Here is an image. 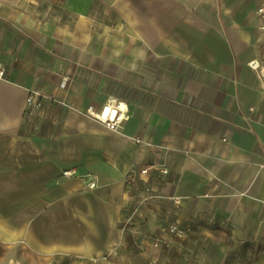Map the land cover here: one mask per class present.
Returning a JSON list of instances; mask_svg holds the SVG:
<instances>
[{
	"label": "crops",
	"instance_id": "crops-1",
	"mask_svg": "<svg viewBox=\"0 0 264 264\" xmlns=\"http://www.w3.org/2000/svg\"><path fill=\"white\" fill-rule=\"evenodd\" d=\"M263 2L0 0V264H264ZM109 98L119 134L84 116Z\"/></svg>",
	"mask_w": 264,
	"mask_h": 264
},
{
	"label": "built area",
	"instance_id": "built-area-1",
	"mask_svg": "<svg viewBox=\"0 0 264 264\" xmlns=\"http://www.w3.org/2000/svg\"><path fill=\"white\" fill-rule=\"evenodd\" d=\"M256 15L262 20V25L259 27L261 31H264V2L257 8ZM249 67L255 71L258 77L263 81L264 87V61H252L249 63ZM3 72H0V78H2ZM62 85H64L69 78L67 76L62 77ZM46 102H54L53 98L44 96L38 92L31 91L27 94L24 99V114L26 120L32 126V130L37 129L38 122L45 119H51V114L45 108ZM58 105L64 106L63 103L57 102ZM133 115L132 111L128 106L117 99L109 98L98 110L91 111L87 110L84 112V116L89 118L95 123L104 126L107 130L112 133L119 134L121 131V126L124 121H127ZM136 145L141 143V140L134 139ZM147 169L141 170L140 174H147ZM159 176L166 175L168 171L165 168H160L157 170ZM63 175H70V173H64ZM94 184L89 185V189H92ZM148 192L149 189H146ZM160 195H152L141 199L137 204L131 206L126 218L125 225H134L138 218L143 215V209L147 206L149 200L161 199ZM173 205L178 207L179 201L176 198H170ZM190 233L188 226H182L177 221H170L164 223L161 227L159 233L157 234H146L145 239L149 243V248L152 250H168L173 244L178 242H183L187 240Z\"/></svg>",
	"mask_w": 264,
	"mask_h": 264
},
{
	"label": "rangeland",
	"instance_id": "rangeland-1",
	"mask_svg": "<svg viewBox=\"0 0 264 264\" xmlns=\"http://www.w3.org/2000/svg\"><path fill=\"white\" fill-rule=\"evenodd\" d=\"M61 262H62V264H67V263H69V260H66V259H62V260H60ZM68 261V262H67ZM91 264H93V262L92 261H89ZM118 262V261H117ZM119 262H121L120 260H119ZM70 263L71 264H79V263H83V260H80V259H78V258H75V259H73V260H71L70 261Z\"/></svg>",
	"mask_w": 264,
	"mask_h": 264
}]
</instances>
